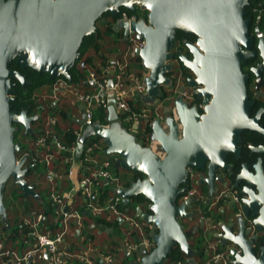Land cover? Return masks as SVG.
<instances>
[{
	"label": "water",
	"instance_id": "1",
	"mask_svg": "<svg viewBox=\"0 0 264 264\" xmlns=\"http://www.w3.org/2000/svg\"><path fill=\"white\" fill-rule=\"evenodd\" d=\"M247 0H0V218L10 228L8 208L4 203L5 189L10 180L17 184L25 196L40 197L35 185L27 180L28 167L24 164L28 155L20 158V143L15 142L14 131L21 125L23 136L32 134L33 123L39 114H30V108L11 111L16 89L12 78L18 79L26 89L28 82L21 72L11 70L13 58L23 68L38 74H48L49 79L62 77L72 80L71 69L81 58V47L85 36L97 33L96 23L104 13L118 16L120 7L131 12L135 5L148 11V20L143 18L129 22L118 21L114 29L124 30L123 43L127 44L131 32L136 39L144 40L143 48L137 47L133 57L140 56L145 76L146 93L142 96L145 105L156 106L162 88L171 85L168 74L173 71V49L177 45L178 30L197 37V43H189L192 54H181L180 60L194 73L189 77L195 93L204 97V114L196 107L189 108L181 96L175 102L174 110L164 108L168 115L162 119L145 118L151 121L149 140L151 145L138 141L134 123L130 130L124 126L116 110V99L108 94L107 124L96 122L85 125L77 144L78 156L82 155L86 141L100 136L106 145L107 154L116 153V168H124L134 174L142 173L135 181L117 190L124 202L143 195L149 202V210L137 206L136 216L153 224L151 231L155 247L149 252L142 244L140 261L135 264H166L174 246L180 245L190 264H201L194 257L191 246L204 221L185 228L181 218L193 216L195 197L179 202V197L187 189L189 169L207 171L200 174L202 181L209 185V196L215 190L216 169L228 168L225 158L241 148V135L249 128L262 130L259 116L251 118L253 104L247 94V74L242 65L252 58L253 37L250 36V19L245 18ZM264 67V62L261 68ZM94 87L97 84L90 81ZM114 80L110 79V86ZM181 92L184 88L181 87ZM55 91H51L54 95ZM104 92L101 93V95ZM43 106L41 107V109ZM175 112L174 118L169 112ZM86 116L81 107L78 126H84ZM157 147V149H155ZM36 161L32 162L34 166ZM222 182L221 178L217 179ZM243 200L246 215L251 212L259 230H264V189L259 192L245 190ZM249 232L242 225L237 232L224 225L222 232L215 235L224 244H235L242 249L239 254L230 249L234 264H264V248L260 258L254 256ZM128 253V249H125ZM48 259V254H46ZM257 259L253 262V260Z\"/></svg>",
	"mask_w": 264,
	"mask_h": 264
},
{
	"label": "built area",
	"instance_id": "2",
	"mask_svg": "<svg viewBox=\"0 0 264 264\" xmlns=\"http://www.w3.org/2000/svg\"><path fill=\"white\" fill-rule=\"evenodd\" d=\"M122 10L114 23L118 21H129L130 23L141 18L138 12ZM259 16H257V21ZM124 32L123 29H120ZM119 32V31H117ZM260 36V35H259ZM123 37L120 38L121 41ZM144 40L136 39L135 33L131 32L127 41V52L124 55L120 54L122 47H119L115 52V56L106 58V60H96L94 64H90L84 58H80L77 62L82 70L88 73L87 80L89 87H93L92 91L88 89L82 90L77 86H73L67 79L58 78L53 85L52 90L56 93H61L66 88H71L74 99L83 105V112L86 116L84 126H78L74 129L76 141L73 144H65L61 135L57 131L59 118L53 114L46 115L45 122L41 128V133L33 143L34 160H39L44 166L46 180L48 182L49 200L56 207V215L58 224L57 230H51L49 227L43 226V212H35L32 220H25L21 226H28L25 242L31 243L23 252L14 249L5 244V235L0 230V264H35L45 262L46 264H116L115 254L106 248L99 251L97 257L93 255L96 251L95 243L86 238L82 230L86 224L85 215L89 214L93 217L107 216L114 220H118L122 225H125L128 233L135 235L138 241L127 239L126 247L135 254V259L139 262L140 251L142 244H145L146 249L150 252L155 247V242L152 240L151 231L154 229L152 223L145 221L143 218L136 216L135 213L125 209L124 200L117 193V190L126 186L122 185L121 178L115 172L114 165L118 156L107 154L105 152L106 145L103 146L104 140L98 136L90 137L83 149L81 156H78L77 144L81 137V133L85 125H93L96 121L98 110L108 112L110 101L108 94H113L116 99V110L118 114L127 113L128 119L138 124V128H142L143 118L149 116L152 107L144 106L137 113L130 106L131 100L142 99L146 93L145 76L148 71H131L129 68L132 61H129L128 52L132 53L135 48H143ZM133 57V56H132ZM110 79L114 80V85L110 86ZM90 81H94L97 87H94ZM87 88V86H86ZM104 94L101 95V93ZM161 107L158 103L154 107V111ZM49 108V107H48ZM50 111V109H49ZM108 114V113H107ZM163 117V116H162ZM161 117V118H162ZM131 130V129H130ZM67 154L62 161L65 164L69 163L68 181L70 184L69 190L60 192L57 189L56 182L60 175L56 168V160L62 159V155ZM56 187V188H55ZM195 189L190 187L179 197V202H184L195 195ZM110 192L109 194L105 193ZM227 192H220L216 196L215 203L224 197ZM76 194L83 199L82 203L74 206ZM105 195V197H104ZM234 201H238L235 194L231 195ZM104 197V198H103ZM244 203L241 202L239 209L243 211ZM219 207H221L219 205ZM222 209V207L220 208ZM193 214L199 215V219L204 221L203 235L205 239L206 252L201 264H232L233 257L230 256V249L235 248L237 253H241L242 249L235 244H224L222 239L217 236H211L218 228V222L210 215H203L200 207L193 206ZM254 222H251L249 229L253 228ZM43 228H46L43 230ZM79 230L80 251L76 253L66 252L62 249V244L65 243L67 237L72 230ZM32 240V241H31ZM48 254V259H46ZM75 259V260H74ZM171 264H190L188 259H179Z\"/></svg>",
	"mask_w": 264,
	"mask_h": 264
},
{
	"label": "flooded vegetation",
	"instance_id": "3",
	"mask_svg": "<svg viewBox=\"0 0 264 264\" xmlns=\"http://www.w3.org/2000/svg\"><path fill=\"white\" fill-rule=\"evenodd\" d=\"M7 1L8 0H5V2ZM135 7L138 15H141V17H143L142 14L144 13V9H142L137 4L135 5ZM120 8L121 9L119 14L123 10V7ZM245 9L247 11L245 18H249L251 22L249 28L250 36L253 37L254 41L251 48L253 56L252 58L245 61V63H243L242 72L243 74H247L248 76V81L246 82L247 94H249L250 101L253 102L250 107V116L251 118L259 116L258 124L262 127L263 131L247 128L243 132V134L241 135V141L238 144L241 148L239 156H237V153L235 151L230 152L225 158V162L228 165V168L225 169L219 167L216 169L214 178L215 190L213 191L211 196H209V185L203 182V178L200 177L201 173H204L206 175L207 171L199 170L196 168L189 169L186 191H188L190 187L194 188L196 190L195 195L193 196L196 198L194 207H200V211L203 215H210L218 222L219 226L214 231L216 235L222 232V227L224 225L230 227V230H233L234 232H237L238 229H240V227L243 225L245 227V230L249 232L247 234V238L249 240H252L253 236L255 238L254 240H252V247L255 254L254 256L259 259L261 251L264 248V230H259L256 227L255 223L253 225V228L249 229L250 223L254 222V217L252 216L251 212L249 213V215H246L244 213V210L242 211L239 209V205L241 204V202L244 203L243 200L247 197L245 190L250 189L253 192H259L260 187L264 189V67L261 68V65L264 62V0H247V2L245 3ZM257 16H259L258 21ZM104 22L107 23L108 20L106 19V21ZM114 22L115 21H113L112 26L115 24ZM115 32L117 31L115 30ZM196 39V36H190L186 34V36L182 39L183 43L178 44V40H176L177 45L173 49L174 56L172 59L173 71L168 74V77L171 78L172 82L170 86H165L162 88V94L159 102L161 104L160 109L162 113H156L154 111V107H152V110H150V113L148 114L149 116H147L146 118L163 116L162 119H164V117L168 115L163 111L164 108L166 106H170L171 109L174 110L175 102L177 101L179 96H181V98L189 108L196 107L198 113L204 114V97H200V95L194 92L196 87H191L189 81V77L194 78L195 75L193 72H191L190 69L185 66L183 61L180 60L181 54L188 56L190 60L192 59V54H190L189 52L188 44L191 42L197 43ZM16 60L17 58L12 59L10 69L21 72L23 75H25L26 78V73H24V70L28 68H23L21 65L17 64ZM26 80L29 85V80L27 78ZM11 81L15 82L14 87L16 89V93L13 94L14 102L17 90L20 86L23 88V84L18 79L12 78ZM181 87L184 88L183 92L180 91ZM50 94L49 96H51ZM13 102H11V111H17L13 109ZM44 112V110H36L35 112H30L29 115L37 113L40 116V119L33 123V132H35L36 130L35 127L43 122ZM169 114L174 118H177V114L175 112L171 111L169 112ZM14 125L17 127V129L14 131V140L15 142L20 143V145L22 146V151L20 153H17L20 158L25 147L24 143L27 144L29 141V144L31 145V141L34 136L32 134L23 136L24 128L19 124L14 123ZM24 139H26V142ZM24 154L28 155V159L26 160L24 166L28 167L26 177L27 180H29V176H32L33 173L29 176L28 173L38 172L39 174H41L42 171H40L39 164L37 165V160H32V162L36 161V163L34 166L31 165L32 162L29 161L31 153H29V150L26 153H23V155ZM220 178L222 182H219L217 180ZM223 191L227 193L223 198L219 200L218 204L215 203L216 196ZM232 194H235L237 196L238 201H234L231 196ZM219 205L222 207V209H220L221 207H219ZM198 216L199 215L195 213L193 214L192 218L189 219L191 221H194L193 225L200 224V219ZM200 227V231L202 232L203 226H199V228ZM257 259L253 260V262ZM233 261L232 264H234Z\"/></svg>",
	"mask_w": 264,
	"mask_h": 264
},
{
	"label": "trees",
	"instance_id": "4",
	"mask_svg": "<svg viewBox=\"0 0 264 264\" xmlns=\"http://www.w3.org/2000/svg\"><path fill=\"white\" fill-rule=\"evenodd\" d=\"M124 11H128L130 15L134 14L131 11H129L127 8L123 7ZM142 16L145 18V20H148V11L144 10V13ZM118 17L112 16L110 12H106L103 14V16L98 20L96 25L98 26V32L93 33L90 35H87L83 39V45L81 47V58L85 59L87 62L90 64H94V61L96 59L100 60H106V51L107 49L112 50V47L109 46L108 44H105L104 41H108L110 44L112 41L118 42L123 45H127L123 43V39L119 42L120 38L123 37L124 32L119 31L115 32L112 23L115 21ZM108 20V22H104ZM100 25L103 26V28L100 27ZM186 36V34L178 30L177 35H176V40H178L179 43H183V38ZM111 45V44H110ZM132 65L129 68L131 71H142L144 70L143 67V61L141 60L140 56L137 57H132L131 58ZM76 66L71 69L72 73V80L69 81L73 86H89L90 83L87 80L88 73L84 69L82 70L79 67V63L76 62ZM24 73H26V78L29 80L30 84L26 89H23L21 86L17 90L16 98L15 101L13 102V109L17 111H21L26 108H30V112H35L36 110H44V119L42 124L45 122L46 115L51 113L54 116H58L62 118V120H67L70 122L71 125L67 126V129L61 128V124L59 123L57 126V131L59 135H61L63 141L65 144H73L76 141V134L74 133V128L73 124H75L71 118H68V113L65 111H61L58 106H53V102L49 103V108H45L43 104V100L40 99V95L36 94L38 91H42L44 87H48V91H43L44 94L49 96L50 91L53 88L54 83L58 78L55 79H49V73L48 74H38L37 72L33 71L31 68L30 69H25ZM62 78V77H59ZM42 93V94H43ZM48 99L52 98L51 96L47 97ZM161 98V97H160ZM53 99H50V101ZM43 108L41 109V107ZM130 106L132 110L136 111L139 113L142 108L145 106L143 103L142 99L138 98L137 100H131L130 101ZM50 109V111H49ZM48 110V112H47ZM122 122L124 126H126L128 129H132V122L128 119L127 113H121L120 114ZM107 113L103 109L98 110L96 114V121L100 122L101 124H107ZM35 132L32 133L34 136L33 139L38 138L39 134L41 133L40 130H38L37 127H35ZM151 132V121L150 120H145L143 118V123H142V128H139L136 130L137 136H138V141L142 140L141 142L144 143L145 145L147 144L149 140V135ZM25 138V137H24ZM26 142V139H24ZM25 147L23 149V153H26L29 150V145L24 143ZM34 150L31 152L30 155V162H32V158L34 156ZM67 154L62 155V160L65 159ZM39 164L40 171L42 170L43 165L40 163L39 160H37V165ZM69 167V163L64 164V168L67 171ZM115 172L117 173V168L114 165ZM31 173H28V176ZM30 177V176H29ZM140 177H144L142 173L140 174H134L132 177L131 181H135L139 179ZM130 181L126 183V186H128ZM5 196H4V203L6 205V208H8V218L10 220V228L5 226L3 221L0 218V230H2L3 234L6 236L5 237V244L7 246H11L14 249H18L19 251L23 252L25 249V243L23 240L26 239L27 233L29 229L25 228L24 231L21 233V226L20 224L24 222L25 218H29L31 214H33L34 211H42L44 214L45 219L42 221L46 224L52 223V220L54 218L55 209L56 207L52 205L50 202L48 196H49V191L48 187H40L37 188L36 190L40 194L39 198L32 197V196H25L23 191L20 190L17 184L13 185L12 180L9 181V183L6 186L5 189ZM143 205V207L146 210H149V202L145 199L143 195L133 197L131 198L127 203H124L125 209H129L130 212L135 213L136 207ZM98 223L104 222L103 219L97 218L96 219ZM43 223V224H44ZM108 225H111L114 227L115 230L118 232V228L120 227L119 223L117 222L116 224L106 222ZM44 226V225H43ZM45 227V226H44ZM46 228H43L45 230ZM20 240V241H19ZM191 246L194 250V257L203 259L205 256L206 252V246H205V239L204 235L202 232H197L196 236L193 240H191ZM122 258L124 259L125 264H135L137 262V259L133 258V261L124 253H122ZM187 257L185 256V253L181 250L180 245L174 246L173 250L171 253L168 255V260L166 264H171L174 261H177L179 259H186ZM131 262V263H130ZM35 264H46L45 262H39Z\"/></svg>",
	"mask_w": 264,
	"mask_h": 264
},
{
	"label": "crops",
	"instance_id": "5",
	"mask_svg": "<svg viewBox=\"0 0 264 264\" xmlns=\"http://www.w3.org/2000/svg\"><path fill=\"white\" fill-rule=\"evenodd\" d=\"M77 87L84 89V87H86V86L80 85ZM48 88H49V86L44 87L42 89V91H38L39 94L37 93L38 95H40V99L43 100V104L46 107V109L49 107V103L53 102V106H58L61 111L63 110L66 113H68L67 114L68 118H71L72 121L75 123L72 125L73 128L74 129L78 128L76 120L78 118H81V107L83 105L80 102L76 101V99H74L73 93L70 90L71 88H66L61 93H56L54 95L50 94L52 97L50 99H53L51 101H50V99L47 98V95L43 93V91H48ZM51 91H50V93H51ZM76 112H78L79 115H77ZM56 117L59 118V123L62 126L61 128L67 129V126L71 125L70 122L68 121V119L64 121V120H62L61 117H59V115ZM42 127H43L42 123L37 126L38 130H40V131H41ZM35 140L36 139H32V141H31L32 146L29 144V141L27 143L29 145V153H31L33 151V143ZM32 160H34V159L32 158ZM64 164H65V162H63L62 159L56 160V168L60 173V175L58 177V181L56 182V184H57V189H59L60 192L68 191L69 187H70V184L68 181V176H67L68 171L65 170ZM41 171H42L41 174H39L38 172H33V175L30 176V178L28 180L29 183L35 185V189L39 188V186L40 187H48V182L46 180L44 168H42ZM118 173H119V171L117 170V174ZM123 173L126 176L121 178V181H122V185L126 186V183L128 181H131L132 177L134 176V173L129 172V171H126ZM109 193L110 192H108V193L106 192L105 195L109 194ZM105 195H104V197H105ZM82 201H83L82 197L80 195L76 194L75 201H74L73 205L78 206L79 204L82 203ZM35 212H38V211H34L33 214H31L29 218H25L24 221L25 220H32L34 218ZM40 212H42V211H40ZM55 213H56V211H55ZM97 218L103 219L104 222L98 223L96 220ZM44 219H45V217L43 218V220ZM106 222H110L113 224H116L118 222L120 225V227L118 228V232H117V230L114 229L113 226L108 225V223H106ZM21 224H20V226H21ZM84 224H86V225L83 228L82 232L86 236V238H90L95 243L96 251L93 253V255L95 257L98 256L99 251H102L106 248H109L115 254V257L117 259L116 264H125L124 259L122 258V253H124V255L128 256L129 258L131 257L132 259L131 258L130 259L133 261V258H135V254L131 253L129 250H128V253L125 252V249H128L126 247V242H127L126 240L130 239V240L137 242L138 238H137V236H135L133 234L130 235L128 233V230H127L125 225H122L118 220L108 218L107 216L106 217L105 216L93 217L89 214L85 215ZM43 225L45 227H49L51 230L52 229L57 230L58 227L60 226L58 224L57 215L56 214L54 215L52 223H50V224L44 223ZM25 228L28 229L29 227L28 226L22 227L21 233L24 231ZM200 229H201V227L199 228L198 232H201ZM79 235H80L79 230H76V229L72 230L70 232L69 236L67 237L65 243L62 244V249H64L66 252H70V254L73 252L74 253L79 252L80 248H81L80 242H79ZM215 235H216L215 233L211 234V236H213V237ZM23 242L25 243V249L24 250H26L28 248V246H32L31 243H26L25 240H23ZM197 260L201 261V259H199V258H197ZM75 261L77 264L78 261L77 260H75Z\"/></svg>",
	"mask_w": 264,
	"mask_h": 264
},
{
	"label": "rangeland",
	"instance_id": "6",
	"mask_svg": "<svg viewBox=\"0 0 264 264\" xmlns=\"http://www.w3.org/2000/svg\"><path fill=\"white\" fill-rule=\"evenodd\" d=\"M100 27L101 28H103V26L102 25H100ZM105 42V44H108L109 46H111L112 47V50H109V49H107V51H106V56H107V58H111V57H114L115 56V51L116 50H118L119 49V47H122L121 48V50H120V54L121 55H124V54H126V52H127V45H123V44H120V43H118V42H115V41H112L110 44L108 43V41H104ZM120 42V41H119ZM127 58H128V60L129 61H131V58H132V53H130V52H128V56H127ZM96 60H100V59H96ZM95 60V61H96ZM145 72H147L146 70H144ZM84 89H88V90H90V91H92V89H94L93 87H89V86H87V88L86 87H84ZM84 89H82V90H84ZM38 92H36V94H37ZM39 94V93H38ZM160 102V101H159ZM146 106H149V105H146ZM151 107V106H150ZM157 112H160V114L162 113V111H161V109L159 108L158 110H157ZM76 114L77 115H79V113L78 112H76ZM108 119V118H107ZM102 144H103V146L105 145V143H103L102 142ZM152 143H151V141L150 140H148V143H147V145H151ZM155 149H157V147H155ZM114 155L113 156H118V154H116V153H113ZM119 157V156H118ZM118 169V171H119V177L120 178H123L124 176H126L123 172H126L127 170L126 169H124V168H117ZM180 222H182L183 223V225L185 226V228H189V227H191L193 224H194V221H191V220H189V219H186V218H181L180 219ZM203 229V228H202ZM131 258V257H130ZM132 259V258H131ZM131 263V262H130Z\"/></svg>",
	"mask_w": 264,
	"mask_h": 264
}]
</instances>
